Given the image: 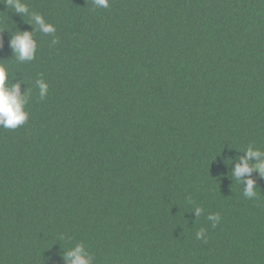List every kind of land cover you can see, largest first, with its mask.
I'll return each instance as SVG.
<instances>
[{
	"label": "trees",
	"instance_id": "obj_1",
	"mask_svg": "<svg viewBox=\"0 0 264 264\" xmlns=\"http://www.w3.org/2000/svg\"><path fill=\"white\" fill-rule=\"evenodd\" d=\"M23 3L55 32L0 0V63L29 97L0 126V264L76 244L93 264H264V177L233 176L264 152V0Z\"/></svg>",
	"mask_w": 264,
	"mask_h": 264
},
{
	"label": "clouds",
	"instance_id": "obj_2",
	"mask_svg": "<svg viewBox=\"0 0 264 264\" xmlns=\"http://www.w3.org/2000/svg\"><path fill=\"white\" fill-rule=\"evenodd\" d=\"M94 4L98 8L109 7V0H93ZM6 7L14 10V12L22 15L30 16L29 24L38 26V30L42 33L49 34L55 32V27L47 23L45 19L36 13H29L28 7L23 0H6ZM13 53L19 61H30L35 58V52L37 48L36 41L33 37V33L29 31H17L13 35L11 40ZM36 87L39 89V95L41 99H44L48 93V85L42 80L36 81ZM28 94L26 91L21 92L19 83L8 84V73L6 67L0 63V126L4 128H12L25 123L28 119V113L25 110V105L28 103ZM246 155L242 157V164H238L234 169L233 176L236 180L240 181V178L245 174H250L253 170H256L264 177V152L249 147L245 150ZM256 158L257 163L253 166H249L248 160ZM244 195L251 199L256 196L254 191L255 181L251 178L243 182ZM196 216L201 214V209H195ZM208 219L213 222V226L219 221V216L210 214ZM202 232L197 233V238H201ZM63 258L66 264H93V257L86 251L83 244H76L63 254Z\"/></svg>",
	"mask_w": 264,
	"mask_h": 264
}]
</instances>
